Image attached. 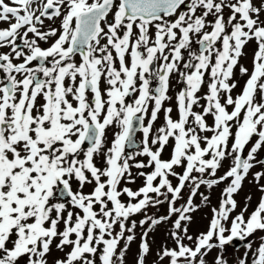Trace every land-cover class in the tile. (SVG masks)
<instances>
[{
    "label": "snow or ice",
    "instance_id": "obj_1",
    "mask_svg": "<svg viewBox=\"0 0 264 264\" xmlns=\"http://www.w3.org/2000/svg\"><path fill=\"white\" fill-rule=\"evenodd\" d=\"M0 24V264H126L130 217L165 201L168 216L139 222L151 224L135 264H146L151 228L173 216L161 264H208L214 248L212 264H228L225 246L264 232V197L232 215L250 170L264 168V0H0ZM253 41L249 71L240 59ZM237 67L247 79L234 96ZM133 167L152 169L135 191L122 186ZM229 178L208 230L190 235L192 197ZM244 247L237 264L249 252L264 264V237Z\"/></svg>",
    "mask_w": 264,
    "mask_h": 264
},
{
    "label": "rangeland",
    "instance_id": "obj_2",
    "mask_svg": "<svg viewBox=\"0 0 264 264\" xmlns=\"http://www.w3.org/2000/svg\"><path fill=\"white\" fill-rule=\"evenodd\" d=\"M54 22H58L60 24L59 19H54L51 20ZM46 25L50 24L49 20H46ZM0 27H7V24H0ZM256 49V44L255 42H251L248 46H246L245 49V55H243L240 59V64H243L245 67L251 71L252 69V59H253V53ZM236 79L238 81V87L234 90L233 95H237L240 92V89L243 87L245 80L247 79L246 76H241L239 74V69L237 67L236 69ZM182 85L178 84L175 80V78L172 79L171 83V88L169 95L172 96V99L170 101L165 102V107H172L173 108V118H177V110H176V94L180 90ZM199 110V109H196ZM151 111V109L149 110ZM147 123V118H145ZM164 121V113L163 111L159 115V119L154 125V131L156 128L161 126ZM209 123H211V119L209 118ZM137 136V135H136ZM143 137V136H142ZM141 137V139H142ZM107 138L110 141L112 139V132L109 131L107 134ZM138 138V137H136ZM136 142L138 143V139H135ZM142 141V140H141ZM137 150H139V146H137ZM170 147L166 146L165 151L162 153V158L163 159H168L170 155ZM143 160L144 162H147L148 158L147 157H142V156H137L136 160ZM258 159H264V152H261L258 156ZM230 161H225L224 165L222 168L217 170V177L224 175V173L227 171L229 167ZM152 169L150 168H145V169H137L133 167L131 169L132 171V176L135 177V183H130L127 185H124V182H122V186H127L132 188L134 191L139 189L144 185V177H140L137 175L138 172L144 171V172H150ZM177 171H181V169H177ZM258 171H264V168H261L259 165L254 167L253 169L250 170L248 176L245 178V180L242 182V187L241 189L234 194V199L237 200L238 207L236 211L232 214L235 216L240 212V210L245 206V203L248 204V213H251L258 205L259 201L261 200V197H264V192L260 191V185H264V178H262L257 184V182L254 180V174ZM207 178V177H206ZM173 184H176V180L174 178H171ZM231 178L229 180H225L222 183L213 186L212 188H208L205 185H202L200 190L197 192L195 197H192V202L193 205L196 206L195 210L190 213L192 220L190 224L188 225L189 228V234L193 235L194 237L198 235L199 233L206 232L209 228L210 221L213 219V209L214 208H219V205L222 200V193L224 189L228 186L230 183ZM140 181V183H139ZM143 183H142V182ZM85 191H90V188H85ZM207 196L208 200L203 201L202 195ZM150 195H155V194H150ZM171 195V194H169ZM190 196V189L186 187L183 192H182V198L177 201V206L183 205L185 201L189 198ZM247 197H251V200H246ZM123 200L127 201L128 198L125 196L122 198ZM160 199H164L163 197H160ZM135 202V201H132ZM248 213L245 215L247 216ZM169 214V204L165 201L162 204L156 205V206H149L147 209L144 211L137 213L133 216L130 217V222L131 221H136L137 222V228L135 229V237L136 239L131 242L129 245V250L126 254V264H135L136 259H137V254L139 252V245L141 243V234L149 229L151 221H149V224H145L142 227L140 226V221L144 220L146 217H152V218H160V217H165L168 216ZM176 219L175 216H173L171 219L167 221H163L154 227L151 228V230L148 233V239L151 244V252L146 258V264H161V262L158 260L157 253L159 249L161 248L162 245H167L168 247H174V242L170 238L169 233L172 231H175L174 226H173V221ZM261 237H264V232L258 231L255 233L252 237L247 238L244 243L239 246H231L227 245L225 246L226 248V253H227V260L228 264H237V260L239 258H242L246 249L244 245L248 242L251 241L253 245V250L261 243ZM124 241H121V244H123ZM221 250L219 248H214L206 257V260L208 261V264H212V261L215 259L217 254ZM62 253L60 252H53V256H61ZM251 252H249V264L251 261Z\"/></svg>",
    "mask_w": 264,
    "mask_h": 264
},
{
    "label": "flooded vegetation",
    "instance_id": "obj_3",
    "mask_svg": "<svg viewBox=\"0 0 264 264\" xmlns=\"http://www.w3.org/2000/svg\"><path fill=\"white\" fill-rule=\"evenodd\" d=\"M46 21V20H45ZM49 22H50V24L53 26V27H56V28H58L59 26H60V24L57 22H54V21H51V20H49ZM45 25H46V22H45ZM45 30H47V29H45ZM31 35V34H30ZM55 39V37L53 38V40ZM49 43H51V41H49ZM42 46H47V45H42ZM0 51H7V49H4V50H0ZM77 60H79V57L77 56V58H76ZM158 86V81H153V83H152V88L153 89H155V87H157ZM145 122H146V120H145ZM143 136V134H142V132H140V131H138V133H137V136L136 137H138V138H136V139H138L137 141H138V146H139V148H140V146H141V137ZM137 161H140V160H138L137 159ZM142 182V181H141ZM139 183H140V181H139ZM143 183V182H142Z\"/></svg>",
    "mask_w": 264,
    "mask_h": 264
},
{
    "label": "water",
    "instance_id": "obj_4",
    "mask_svg": "<svg viewBox=\"0 0 264 264\" xmlns=\"http://www.w3.org/2000/svg\"><path fill=\"white\" fill-rule=\"evenodd\" d=\"M137 133H138V131L135 133L134 140L136 139V135H137ZM135 142H136V140H135ZM136 145L138 146V143H137V142H136ZM243 243H244V241L242 242V241L236 240V241H234V242L231 244V246L239 247V246H241Z\"/></svg>",
    "mask_w": 264,
    "mask_h": 264
}]
</instances>
